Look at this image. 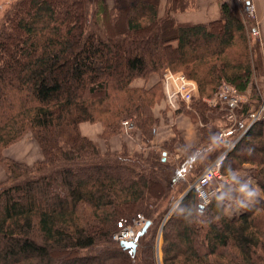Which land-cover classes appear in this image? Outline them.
<instances>
[{"label":"trees","instance_id":"trees-1","mask_svg":"<svg viewBox=\"0 0 264 264\" xmlns=\"http://www.w3.org/2000/svg\"><path fill=\"white\" fill-rule=\"evenodd\" d=\"M160 1L14 0L6 11L0 24V162L7 174L0 181V264H160L158 229L175 193L186 190L187 167L199 164L200 172L225 151L223 174L251 163L252 176L245 178L254 179L261 198L229 214L216 202L229 193L225 184L207 204L204 222L188 223L189 209L188 218L198 219L199 202L194 188L188 190L162 226L163 264H264V117L252 122L261 97L252 86L244 20L223 1L217 19L179 22L174 13L190 0H168L163 15ZM165 68L183 70L200 91L176 110L193 109L201 122L199 141L185 147V157L169 162L166 148L146 155L103 152L81 133L83 121L102 118L115 128L130 116L150 141L156 116L147 104L161 98V84L132 81ZM224 82L241 95L233 112L221 106L236 120L226 121L217 103L202 100ZM248 90L253 93L244 101ZM27 133L43 158L33 165L4 158L1 149ZM213 136L222 142L214 145ZM243 146L253 154H243ZM140 213L150 223L133 251L112 236Z\"/></svg>","mask_w":264,"mask_h":264},{"label":"rangeland","instance_id":"rangeland-1","mask_svg":"<svg viewBox=\"0 0 264 264\" xmlns=\"http://www.w3.org/2000/svg\"><path fill=\"white\" fill-rule=\"evenodd\" d=\"M14 0H0V24L2 23L6 11L10 7L11 3ZM111 3V0H109ZM229 4H231L232 8L235 9L240 17L244 20L245 23V32L248 39V44L250 46L251 51V62L253 67V79H252V86L256 89V91L260 94V103L262 101V98H264V32L262 30L261 23L259 22L257 13L255 15H248L246 12L243 11V8L234 2L233 0L227 1ZM197 0H190L188 10H194L197 6ZM162 4V5H161ZM168 5V0H161L160 6H162L163 9H166V6ZM178 12V11H177ZM176 12V13H177ZM164 12L161 14L163 15ZM175 14V13H174ZM251 16V17H250ZM257 25L260 34L255 37L252 34V29L254 25ZM239 47L238 45H236ZM167 69L165 68L161 72L158 73H151L147 79L137 77L132 81L133 86H144L146 88H149L155 84H161V89L163 92V95L161 98L157 101H151V103L147 104V109L151 111L155 117V123L153 126V131L151 132V140L148 141L147 134L144 135L142 131L139 130L137 127L136 118L133 117H125L122 122L118 124V127H111L109 128V125L107 122H105L102 118H98L95 120H86L79 124V129L82 134L88 136L89 138L93 139L98 147L103 152H117V153H128L131 155L136 154H149L150 152H155L157 154H161L165 148L167 149L168 153L167 159L169 162H178L179 159L185 157L187 155V148L186 146H194L199 141V135L200 134V126L201 122L198 119L196 122L194 115L191 113L193 109H186L185 106L179 109L178 111L171 109L167 104V97L164 94L163 88H162V79L164 76V73ZM173 71V70H172ZM175 72H182L185 74L183 70H178ZM186 75V74H185ZM188 79H192L196 85L195 89L193 90L194 95L198 97L200 96V91L198 88L197 81L188 75H186ZM137 84V85H134ZM223 84V83H222ZM221 84V85H222ZM220 85V86H221ZM220 87L217 89V91H213L210 94H202L204 97L202 98L203 101L207 102L209 106H214V104L218 105V113L221 115L223 119L228 121L227 112L221 107L223 106L222 103L214 100L216 98V95L219 91ZM253 90V89H252ZM253 91L248 90L247 96L242 97L244 101L249 100V97H251V94ZM241 97V96H240ZM155 98V97H153ZM248 98V99H247ZM211 101V102H210ZM259 103V104H260ZM152 107V108H150ZM191 111V112H190ZM258 110H255V116L258 114ZM233 120H236V115L232 117ZM179 120H182L185 123L192 122L193 125H195V129H197V138H195V133L191 136V141L188 139V133L186 131L187 128H181L178 126L177 122ZM136 122V123H135ZM230 123V122H229ZM252 123V122H251ZM198 124V125H197ZM245 131V130H244ZM244 131L241 133L243 134ZM90 134V137L89 135ZM172 140H176V143L173 144ZM168 143V144H167ZM182 143V145H181ZM247 154H245L244 152ZM2 156L4 158H12L20 162H24L28 165H33L37 160H40L43 158L41 148L36 141V139L33 137L32 133H27L25 136H23L21 139L17 140L16 142L8 145L4 149H1ZM241 152L247 156H251L253 153L252 151H249L248 149L244 148V146L241 148ZM216 159V158H215ZM214 159V160H215ZM213 160V161H214ZM210 162L209 164H211ZM208 164V163H207ZM206 164V165H207ZM208 164V165H209ZM199 165V164H198ZM198 165L196 169H193L192 167L188 166L187 170L185 171L183 178L181 181L183 184H181L183 187H185V191H181L180 193L176 192L175 197L173 198L172 205L167 208V211L163 214V220L161 222V226L158 229V236H157V249H158V263L163 264L162 261V250H161V244H162V226L165 222V220L169 217L171 213V207L174 209L176 205L179 203L180 198L188 192V190L193 189V184L196 181L197 177L200 175V173L203 170L201 169L200 172H198ZM205 165V166H206ZM207 165V166H208ZM242 168L237 169L243 177L245 176H252V174H248L251 171L252 164L245 162L241 164ZM197 170V172H196ZM225 175L224 177H226ZM7 178L6 169H5V163L0 162V181L5 180ZM250 179V177H248ZM254 184V179H250ZM226 184V178L220 183H214V185L211 187L214 188V191H212L211 198L213 194L216 192H219L224 185ZM219 187V190H217ZM260 191V188L258 186H255ZM261 193V192H260ZM243 209V208H242ZM242 209L237 210H227V213L233 214L238 213ZM140 215L145 218L141 213ZM139 216V215H137ZM132 217L128 219V225L129 227L136 228L138 226V218L139 217ZM136 218V219H135ZM114 235L112 236V238ZM114 239V238H113ZM116 241V240H115Z\"/></svg>","mask_w":264,"mask_h":264},{"label":"built area","instance_id":"built-area-1","mask_svg":"<svg viewBox=\"0 0 264 264\" xmlns=\"http://www.w3.org/2000/svg\"><path fill=\"white\" fill-rule=\"evenodd\" d=\"M239 4L243 11L248 15H255L256 6L254 0H233ZM251 17V16H250ZM252 34L257 37L260 34L258 26L255 24L252 29ZM163 89L167 97L168 106L176 110L180 107V102L188 104L192 96L194 95L193 90L195 89L196 83L182 72H175L170 69H167L164 73L163 79ZM239 91L231 84L223 83L220 86V89L216 95V99H213L225 105L229 111L233 112L241 102ZM211 102V101H210ZM258 114H253L252 122L257 118L264 117V98L257 109ZM234 115L229 114L227 117L229 120H232ZM223 135H227V130L223 129ZM233 143L228 145L227 150L232 147ZM226 152V151H225ZM225 152L218 156L211 164L206 166V168L200 173L196 181L193 184V188L197 194L204 197L205 203L211 199L212 191L214 188L211 187L214 183H220L225 180L226 177L221 170V162L224 157ZM219 185L217 190H219ZM215 192V191H214ZM138 223L136 228H131L128 225V221H125L124 224L116 231L114 235V240L123 241V240H135L137 237V232L145 225L146 219L138 214ZM136 219V218H135Z\"/></svg>","mask_w":264,"mask_h":264},{"label":"clouds","instance_id":"clouds-1","mask_svg":"<svg viewBox=\"0 0 264 264\" xmlns=\"http://www.w3.org/2000/svg\"><path fill=\"white\" fill-rule=\"evenodd\" d=\"M221 142L222 141L220 137H212V143L214 145H219ZM226 188L229 189L228 194L216 197L217 206L223 207L225 208V210L238 211L242 208H249L254 203L258 202L259 198H261L260 191L253 186L252 181L248 178L243 177L238 171L232 169H229L227 171ZM180 200L182 201L183 197H181ZM198 201L199 202L197 204L195 212L198 219L193 220L188 218L192 215L191 209H189L187 212V216H185L184 218L188 223L204 222L202 218L205 217L207 204L210 203L211 200H208L205 203L204 197L198 194ZM171 212L176 215V213L173 212L172 207Z\"/></svg>","mask_w":264,"mask_h":264},{"label":"crops","instance_id":"crops-1","mask_svg":"<svg viewBox=\"0 0 264 264\" xmlns=\"http://www.w3.org/2000/svg\"><path fill=\"white\" fill-rule=\"evenodd\" d=\"M223 1L229 0H197V7L194 10L179 11L174 14L175 18L179 22H204L208 23L213 19H217L220 16V4ZM161 2V1H160ZM256 6V13L261 23L262 30L264 32V0H254ZM162 5V4H161ZM165 9L160 6L161 14ZM137 85V84H134ZM178 126L181 128H187L188 139L191 141V136L193 133L197 132L195 125L192 122L185 123L182 120L177 122ZM90 136V134H87ZM92 137V136H90ZM195 138L197 134L195 133Z\"/></svg>","mask_w":264,"mask_h":264},{"label":"water","instance_id":"water-1","mask_svg":"<svg viewBox=\"0 0 264 264\" xmlns=\"http://www.w3.org/2000/svg\"><path fill=\"white\" fill-rule=\"evenodd\" d=\"M251 125V123L248 125L247 129L249 128V126ZM245 129V131L247 130ZM244 131V132H245ZM183 197V196H182ZM150 221L147 220L145 225L142 227L141 230L138 231L137 233V237H136V240H123L121 241V244L128 247V248H131L133 251L135 250L136 246H137V241H138V238L139 236L145 232V230L147 229L148 225H149Z\"/></svg>","mask_w":264,"mask_h":264}]
</instances>
